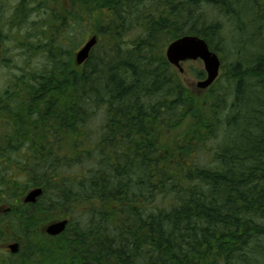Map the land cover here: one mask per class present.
Instances as JSON below:
<instances>
[{"label": "trees", "instance_id": "trees-1", "mask_svg": "<svg viewBox=\"0 0 264 264\" xmlns=\"http://www.w3.org/2000/svg\"><path fill=\"white\" fill-rule=\"evenodd\" d=\"M32 6L21 46L43 67L0 89V239L23 249L8 264H264V0H0V68ZM188 34L230 55L227 86L191 89L166 60Z\"/></svg>", "mask_w": 264, "mask_h": 264}, {"label": "rangeland", "instance_id": "rangeland-1", "mask_svg": "<svg viewBox=\"0 0 264 264\" xmlns=\"http://www.w3.org/2000/svg\"><path fill=\"white\" fill-rule=\"evenodd\" d=\"M15 5L9 4L7 7L4 8V14L7 18L13 16L15 11ZM44 9L37 10L36 7L32 6L30 10V14L28 13V17L24 19V23L19 27H15V23H10L5 26L6 32L9 34V39L6 42L5 48L7 49L5 52V57L10 59L9 66L1 67L0 68V89L4 88L7 83L12 79L16 78L17 75L24 73L26 69H37L43 67L44 58L42 55H37V53H32L28 55L25 51H23L22 45H30V42H34L36 37H31L28 33L37 34L41 19L45 16ZM38 23V24H37ZM43 35V34H42ZM78 37V32L75 33ZM231 57L228 54L225 58L221 59V68L219 70V77L217 79L218 87L227 86L228 78H227V65L230 63ZM183 73H181V78L183 82L186 84L187 87L191 89H196L195 83L199 80L194 76L193 70L195 69H203V64L201 61H186L182 63ZM100 113L103 111V106L99 108ZM102 114L100 117L95 119L93 125L96 126L102 121ZM32 140V138H30ZM24 154L26 153V149L22 150ZM77 169L81 167H76ZM1 169V167H0ZM74 170V169H73ZM4 170L0 171V174L3 173ZM5 174V173H4ZM17 176L22 177V173L18 172ZM25 179L21 178L20 184L21 187L19 188V192L22 193L27 187L24 183ZM26 194V193H25ZM24 194V195H25ZM24 197V196H23ZM4 207H2V210Z\"/></svg>", "mask_w": 264, "mask_h": 264}, {"label": "water", "instance_id": "water-1", "mask_svg": "<svg viewBox=\"0 0 264 264\" xmlns=\"http://www.w3.org/2000/svg\"><path fill=\"white\" fill-rule=\"evenodd\" d=\"M96 36H91L75 53V62L82 64L89 56L92 47L96 44ZM166 60L173 65L178 72L183 73L182 63L186 61H198L203 64L205 76L195 83V87L199 90L208 89L218 78L221 68V60L216 52L211 50L202 37L198 35H183L172 40L164 51ZM43 190L40 187L29 190L24 198V203H35L41 196ZM68 219L53 221L46 225L45 232L50 236H56L62 233L67 226ZM11 252H16L18 243L9 245Z\"/></svg>", "mask_w": 264, "mask_h": 264}, {"label": "flooded vegetation", "instance_id": "flooded-vegetation-1", "mask_svg": "<svg viewBox=\"0 0 264 264\" xmlns=\"http://www.w3.org/2000/svg\"><path fill=\"white\" fill-rule=\"evenodd\" d=\"M8 231V229H7ZM6 231V235L9 234V232ZM12 235V234H11ZM49 236V235H48ZM13 243H18V249L16 252H11L9 249V245ZM22 246L21 242L18 239H14L13 236H8L6 238L0 239V255L2 256V264H8L11 260H17L19 259V255L22 253Z\"/></svg>", "mask_w": 264, "mask_h": 264}]
</instances>
